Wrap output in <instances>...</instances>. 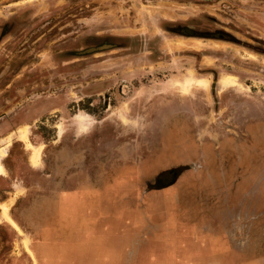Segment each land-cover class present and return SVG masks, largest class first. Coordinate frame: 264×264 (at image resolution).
<instances>
[{
  "label": "rangeland",
  "instance_id": "374dc122",
  "mask_svg": "<svg viewBox=\"0 0 264 264\" xmlns=\"http://www.w3.org/2000/svg\"><path fill=\"white\" fill-rule=\"evenodd\" d=\"M0 156V264H264V0H0Z\"/></svg>",
  "mask_w": 264,
  "mask_h": 264
},
{
  "label": "crops",
  "instance_id": "0c3cea01",
  "mask_svg": "<svg viewBox=\"0 0 264 264\" xmlns=\"http://www.w3.org/2000/svg\"><path fill=\"white\" fill-rule=\"evenodd\" d=\"M7 176L8 175H5V174L0 175V183L7 182V179H6ZM10 187L14 189L15 187H17V184L11 183ZM7 195H5V197L2 198L1 201H3L4 199H7ZM127 217L128 215L123 216L122 219H120L121 221L120 220H119L120 222L118 221V224L122 223L123 221L125 222V219ZM130 219H131V224L134 223V220L135 221L137 220L134 211L133 213L131 212ZM100 220L101 218H98V221ZM103 220L105 221L106 219H103ZM117 220L118 219L109 218L107 221L108 223L101 224V227L99 226L94 227V225H92V227L95 228V230H93L89 228V225H90L89 221L92 222V219L90 218L89 220L88 217L87 218L83 217L81 221V225H79L80 227H78L80 231L79 235L83 237L90 236L94 239L92 240V243L90 244H88L86 241L85 242L81 241V242H83V245L85 244V246L87 247H89L90 245L91 247L90 250L88 249L85 253H88V254L92 253L96 257L95 258H92V257L91 258H86V257L74 258L73 257L70 259L68 258L67 259L68 263L73 262L76 264H129V263L135 264V263H138V261H147V258H139L138 255L144 253L145 256H147L149 254L150 250L148 249V247L150 245H153L151 238L141 233L137 234L135 231V236L139 237V239L138 238L136 239L135 237L134 239L135 241L132 242L133 243L132 248H131V243H130L129 247H125L124 249H122V245H123L122 242L117 241V238L120 237V233H121L120 227L116 226ZM93 221L96 223L95 220ZM145 225L146 226L144 227V229L146 230L149 224H145ZM146 232H149V230L147 229ZM81 239L83 240L82 237ZM74 242H72V244ZM139 248H141L142 250H139ZM126 254L130 255L131 257L130 258L126 257Z\"/></svg>",
  "mask_w": 264,
  "mask_h": 264
},
{
  "label": "bare ground",
  "instance_id": "6f19581e",
  "mask_svg": "<svg viewBox=\"0 0 264 264\" xmlns=\"http://www.w3.org/2000/svg\"><path fill=\"white\" fill-rule=\"evenodd\" d=\"M219 83V82H218ZM207 85V80L206 79H204V78H198V79H195L194 80V86H199V87H202V86H206ZM38 152V151H37ZM37 152L35 153L36 155H35V158H34V160L36 159V156H37ZM4 153V152H3ZM4 155V154H3ZM1 157V156H0ZM3 173V166H2V164L0 163V174H2ZM7 207H8V205H6V204H2V209H3V211L5 212V213H7ZM2 215V214H1ZM12 220V219H11ZM9 221V220H8ZM18 231H20V230H18Z\"/></svg>",
  "mask_w": 264,
  "mask_h": 264
},
{
  "label": "water",
  "instance_id": "95a60500",
  "mask_svg": "<svg viewBox=\"0 0 264 264\" xmlns=\"http://www.w3.org/2000/svg\"><path fill=\"white\" fill-rule=\"evenodd\" d=\"M95 48H92V49H89L88 51H92V50H94Z\"/></svg>",
  "mask_w": 264,
  "mask_h": 264
}]
</instances>
